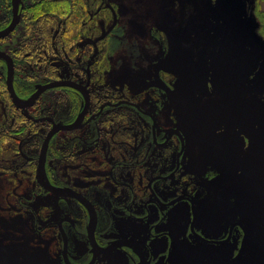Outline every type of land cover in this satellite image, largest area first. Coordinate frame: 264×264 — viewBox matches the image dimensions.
<instances>
[{
	"label": "flooded vegetation",
	"instance_id": "flooded-vegetation-1",
	"mask_svg": "<svg viewBox=\"0 0 264 264\" xmlns=\"http://www.w3.org/2000/svg\"><path fill=\"white\" fill-rule=\"evenodd\" d=\"M19 1L0 35V264H264L253 193L243 201L253 135L239 97L194 95L219 143L243 142L228 155L199 137L194 96L179 102L160 35L144 64L140 26L114 24L112 6ZM12 18V0H0V34ZM121 49L130 79L113 75Z\"/></svg>",
	"mask_w": 264,
	"mask_h": 264
},
{
	"label": "rangeland",
	"instance_id": "rangeland-1",
	"mask_svg": "<svg viewBox=\"0 0 264 264\" xmlns=\"http://www.w3.org/2000/svg\"><path fill=\"white\" fill-rule=\"evenodd\" d=\"M99 1L114 8V24H121L126 18L138 23V36L131 26L126 36L130 44L131 38L136 36L143 53L142 63L146 64L152 58V52L148 49V45H153L154 41L151 36L158 38L160 35V41L167 43L169 54L166 69L177 75V86L182 92L179 93L182 95L179 102H184L187 92L194 96L213 90L219 94L231 92L239 97L243 106L250 109L252 117L241 121L244 131L253 135L252 146L245 156L247 162L242 167L241 185L243 201L250 203L253 193V235H264V37L260 32L264 0ZM124 46H127L126 41ZM116 57L118 63L123 58L124 64L113 73L114 77L130 79L129 57L125 55L124 49ZM104 71L109 72L108 68ZM144 73H147V69L136 75ZM100 83L103 84L104 80ZM214 100L218 101L219 98L215 97ZM186 102L192 106L190 116L193 125L200 123L199 128L195 126V130L202 129V136L199 137L205 145L224 148L228 155L230 149L239 144L243 147V142L238 143L236 138L231 143H219L217 138H222V135L213 132L215 125L212 121L209 123L205 114H195L196 109L203 105L199 98H186ZM189 134L192 139L198 137L190 129ZM17 180L23 185L27 183V179L20 174ZM22 211L21 217H25L27 211ZM17 217L20 218V215ZM18 243H22V240ZM258 245L259 256L263 257V241L259 240ZM9 250L11 253L8 254L21 256L24 248L18 246Z\"/></svg>",
	"mask_w": 264,
	"mask_h": 264
},
{
	"label": "water",
	"instance_id": "water-1",
	"mask_svg": "<svg viewBox=\"0 0 264 264\" xmlns=\"http://www.w3.org/2000/svg\"><path fill=\"white\" fill-rule=\"evenodd\" d=\"M19 0H12V5H13V18L10 23V25L0 34L1 36H5L6 34L10 33L11 30L16 26L19 20V15H18V5H19ZM10 83V81H9ZM12 90V88H10ZM40 174V173H38Z\"/></svg>",
	"mask_w": 264,
	"mask_h": 264
},
{
	"label": "trees",
	"instance_id": "trees-1",
	"mask_svg": "<svg viewBox=\"0 0 264 264\" xmlns=\"http://www.w3.org/2000/svg\"><path fill=\"white\" fill-rule=\"evenodd\" d=\"M260 21H261V24H260V32H261L262 36L264 37V17H262ZM30 25H28L27 27H29ZM29 28H31V27H29ZM32 28L35 29V27H32Z\"/></svg>",
	"mask_w": 264,
	"mask_h": 264
}]
</instances>
